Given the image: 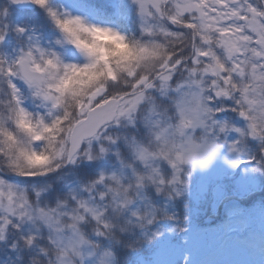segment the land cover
<instances>
[{
  "label": "snow or ice",
  "instance_id": "6c2138e0",
  "mask_svg": "<svg viewBox=\"0 0 264 264\" xmlns=\"http://www.w3.org/2000/svg\"><path fill=\"white\" fill-rule=\"evenodd\" d=\"M132 2L138 7L140 38L89 24L99 32L96 39L110 36L97 46L80 41L68 28L73 21L84 24L81 16L60 15L49 8V0H10L12 5L32 3L47 9L67 43L87 58L83 64L65 63L38 44L11 61L0 56V242L6 245L11 229L31 247L46 231L47 247L40 251L53 257L47 264H84L86 248L99 250L101 240L119 243L117 229H126L118 217L146 186L170 196L187 189L181 159L165 161L146 147L158 139L166 122L163 109L178 115L176 97L204 91L215 112H233L248 122L247 130L233 129L241 138L264 140L250 119L254 89L264 82V0ZM9 14L7 8L0 11V21ZM9 30L27 34L25 27L5 23L0 45ZM129 48L163 50L156 53L163 55V62L154 72L138 76L139 64L133 67L119 59ZM82 76L88 78L77 81L80 87L68 84ZM170 92L175 95L169 97ZM157 94L169 97L171 104L162 105ZM28 98L34 102L31 110L26 107ZM141 124L143 128H137ZM131 129H137V135ZM242 143H231V151H240ZM165 163L171 176L162 172ZM80 164L84 168L78 171L70 168ZM9 176L30 182L71 177V183L65 182L66 191L53 206L42 199V190L15 184ZM132 215L142 227L154 222V217ZM26 223L36 234L23 236ZM161 235L153 233L149 240ZM124 247L138 251L135 244ZM11 248L15 251L17 243ZM179 257V249L162 250L155 264H189V259L178 261Z\"/></svg>",
  "mask_w": 264,
  "mask_h": 264
},
{
  "label": "rangeland",
  "instance_id": "374dc122",
  "mask_svg": "<svg viewBox=\"0 0 264 264\" xmlns=\"http://www.w3.org/2000/svg\"><path fill=\"white\" fill-rule=\"evenodd\" d=\"M6 1L7 0H0V11L6 9V7H3V4L4 2L6 4ZM99 1L101 5L98 6L99 9L106 10L108 6L113 10V12H111L113 18L114 16H119V23L115 22L112 17L108 19L109 16L107 15L104 18L99 19L91 18L90 15L84 14V12L78 10L79 8L70 0H49V8L60 10L62 15L64 13L79 15L89 24L111 27L117 31H120L121 29L120 32L127 35L129 38H140L141 31L139 14L132 12L137 10L138 7L132 2V0ZM91 2L92 1H90L89 5ZM39 8L43 9L47 13L46 19H43L39 13L34 15H25L18 13L11 8L9 10V7L7 8L10 14L3 21H0V27H2L5 23L11 25L12 27L19 25L26 27L27 34L24 38L18 36L17 34L15 37L10 38L9 34V39L6 40L3 45H0V56H4L11 61L16 59L22 50L33 44H38L40 48L47 52H55L65 63H86L87 58L82 53H79L74 46L67 43L63 33L58 28H43V26L52 27V25H56L50 17L48 10L41 7ZM120 23L121 26L119 27ZM45 30H48L49 33L48 35H44L45 39H43V31ZM29 37L32 39L30 40ZM18 84L25 90V95L29 96L30 94L25 86L19 81ZM174 95L175 93H169V97ZM169 97H162V100H159V102L164 106L170 105L171 100ZM26 107L30 110L34 107V102L30 98L26 100ZM216 119L222 123L229 122L235 127L247 130L248 122L233 112L218 113ZM137 128H143V125H138ZM130 131H132V129ZM143 132L144 135L147 134L146 129H144ZM250 138L251 137L249 136L243 140V143L240 146V151L232 152L230 145L231 143L241 139L239 134L235 131H231L226 136L221 137L224 147L222 148L213 166L206 172L197 171L190 178L185 177L188 181V187L186 190L182 191L180 196H176L177 199H175V195L170 196L167 193L157 192L156 187L152 185H148L142 189L139 196L134 199L133 204L130 205L128 209L124 210L122 215L118 217L120 227H124L126 229L124 232H119L124 237V241L127 242L128 240H131L133 235H135V239L137 240H134V244L136 246V243L138 242L149 244L153 241L149 240V237L152 236L153 233L159 231L162 232V235L156 238L158 244V248L154 251L156 256L157 254L159 255L162 250L179 249L180 257L178 258V261L179 259L187 258L189 259V264H264V250L262 246L264 244V210H259L257 207H254L250 210L243 211L240 207L241 205L237 203L238 201L228 203L225 206L228 223L222 230L223 233L219 231L215 232L216 234L212 233L214 235H210L208 241L198 234L195 235V232H191L190 229H193L194 227L192 221L190 223L186 222L183 224L182 226L185 231L179 232V223L175 216L177 214L176 211L179 209L176 204L178 198L197 196L199 204H203L205 199H208L212 192L214 196L213 203L217 204L220 200H223L224 193L229 188L228 183L233 185L235 190L239 193V199L256 189L257 191L261 189L263 184L261 182L263 175L260 169H264V155L260 156L257 151L259 148L262 149L260 144L262 141L258 140L257 143L259 144L252 145L249 144ZM125 150L126 146L124 149H121V151ZM114 161L115 158L113 157V162ZM259 165L262 167L259 168ZM80 167H83V164L70 166V168H74L76 170ZM109 170L116 171V169L111 168ZM67 171H69V169ZM162 172L166 176H171L172 169L165 163L162 165ZM14 181L12 182L15 184H21ZM65 182L70 184L71 177L57 176L55 183L50 185L43 186L41 184L36 185L34 183H30L24 186L31 185L32 188L42 190L43 200L51 205V203L48 202L51 200H45L44 196L50 197V193L55 190H58L61 195L66 191L64 187ZM195 209H197V207L190 210L191 212H195ZM134 212L139 216H148L149 218L154 217V222L152 223L153 225H156L155 220L159 218L160 214L168 213L169 217H172V221H167L160 227H157L156 225L157 228L153 232L149 231V235L144 236L145 233H139V230L144 226L142 227L141 222L132 215ZM117 230L119 231V229ZM9 232H13V230L9 229L6 233V239ZM235 232L240 235L241 240L236 239L234 234ZM33 234H36L35 227L30 223H26L24 225L23 236L27 237ZM220 234H222L223 237H220ZM39 235L44 238V244L41 243L42 238H39L33 246L28 247L31 248L32 253L35 256V260L42 261V259H45L48 262L51 256H45V254L40 251L44 245L47 247L48 233L44 231ZM180 241L184 248L176 244ZM205 243H208L210 246L207 247ZM207 248L209 249L207 250ZM147 250V253L151 252L148 248ZM0 253L2 254L0 256V264H22L23 257L20 253H16L11 262L5 259V255L8 253H5L4 242H0ZM132 254L135 260H140L141 264H144L142 261L145 259V256L141 255L142 253L132 251ZM155 254H152L150 257L153 258ZM148 257L149 256L147 255L146 258ZM95 258L94 250L86 248L84 264H102ZM156 258L154 259V262ZM113 260V257L109 256L105 264H114ZM34 262L36 263V261H33L32 263L35 264Z\"/></svg>",
  "mask_w": 264,
  "mask_h": 264
},
{
  "label": "clouds",
  "instance_id": "9594fccd",
  "mask_svg": "<svg viewBox=\"0 0 264 264\" xmlns=\"http://www.w3.org/2000/svg\"><path fill=\"white\" fill-rule=\"evenodd\" d=\"M89 23L85 21L80 24L76 21L71 22L68 28L82 42L96 44L100 46L103 41L110 38L108 35L100 36L96 39L99 32L96 28H89ZM118 39V38H117ZM236 47L235 44L232 45ZM163 50L126 49L119 59L125 64H131L137 69V75L151 73L163 62ZM91 75V74H89ZM88 77H77L70 80L68 84L73 87H80L77 81H86ZM122 78H126L122 74ZM256 95L254 103L250 109L251 122L257 126V132L264 137V82H261L254 89ZM175 106L178 115H169V109L165 107L162 115L166 118L158 132V139H152L146 145L147 149L159 158L167 160L181 159L180 168L185 177L190 178L197 171H208L218 158L224 143L221 137L233 131L235 126L229 122L217 121L218 115L211 108L207 95L204 91H197L195 95L185 94L175 98ZM214 122V123H213ZM244 140L245 138H241ZM264 141L260 138H256ZM188 187V181L186 180Z\"/></svg>",
  "mask_w": 264,
  "mask_h": 264
},
{
  "label": "trees",
  "instance_id": "16d2710c",
  "mask_svg": "<svg viewBox=\"0 0 264 264\" xmlns=\"http://www.w3.org/2000/svg\"><path fill=\"white\" fill-rule=\"evenodd\" d=\"M10 7V6H9ZM11 8V7H10ZM39 13V15H41V17L43 19H46L47 17V13L43 10L40 9L38 7V9H36L35 12H33L32 14H36ZM43 28H49V29H53L52 27L49 26H43ZM48 31V30H47ZM10 37H15V32L10 31ZM49 33V32H48ZM9 38L7 37L6 40H8ZM20 41V40H19ZM158 100H162V96L157 95ZM132 135H137V130L136 129H132L131 131ZM258 139H254V138H250L249 140V144L252 145H257L259 143ZM262 149L259 148L258 149V153L260 156L264 155V141L260 142ZM262 166L259 165V168H261ZM83 167H80L77 169V171L79 169H82ZM68 169H66L65 171H67ZM260 171H262V186L261 189H259L257 191L254 190L249 194L244 195V197H242L241 199H239L238 196V192L235 190L233 185H229V188L227 191H225L224 193V198L223 200H220L217 204L213 203L214 200V196L213 193L211 192V194L209 195L210 197L207 199H205L203 204H199L198 202V198L197 196L194 197H185V198H178L177 203L175 200V203L178 205V211L177 214L175 215L176 218L178 219V227H179V231L181 228H183V224L190 223L192 221L193 224V231H196V233L203 237L205 240H209V235L211 234V232H218L219 228H223L228 222H227V217H226V213H225V206L232 202V201H238L237 203L240 204L241 208L243 207V211L244 210H250L254 207H257L258 209H263L264 208V169H260ZM57 176H53V177H47V178H42L40 182H36V181H26L20 177H13V176H9L7 177L9 180H16L14 182L17 183H21L22 185H27L30 183H34L36 185H50V184H54L55 180H56ZM231 186V187H230ZM60 195L58 190H55L53 192L50 193V197L48 196H44L45 200H51L48 201L49 203H51V205H55L57 202V198ZM238 197V198H237ZM43 199V197H42ZM175 199H177V197L175 196ZM237 199V200H235ZM192 201V202H191ZM195 205H194V204ZM195 207H197V209H195V212H191V210H193ZM190 211H189V210ZM169 214H160L159 218H157L155 221L157 227L163 226L167 221H172L168 219ZM174 222V221H173ZM156 225L150 224V225H146L143 228H141L139 230V233H145L144 236H148L149 235V231H154L157 227ZM191 230V229H190ZM197 230H200L199 232ZM121 233V232H120ZM119 231L117 230V240H119L120 242L117 243L115 241H108V240H101L99 241L101 247L99 250H94V254L97 255V257L95 258L96 260H98L99 263L105 264L107 258L109 257H105V252H110L113 257V261L114 264H138L140 260H135L132 251L129 250L128 248L124 247L125 243H131L134 244V240L135 239V235H133V238H131V240H128L127 242L124 241L125 239H123L124 237L122 236V234H120ZM138 235V234H137ZM136 235V236H137ZM141 236V235H140ZM13 243H17V248L15 251L12 250L11 245ZM41 243L44 244V238H42ZM46 243V242H45ZM137 244V248L139 253H142L141 255L145 256V259L143 261L148 262L151 261L150 259L146 258V256L149 254L147 253V248L149 250H151V252L154 253V251L158 248V244L156 239L153 240L151 243L147 244V243H141L138 242ZM179 246H182V243L178 244ZM205 245L208 247L210 246L208 243H205ZM47 246V244H46ZM45 247V245H44ZM209 248H207L208 250ZM5 253H8L5 255V259L9 262L12 261V259H14L16 253H20L22 254L23 257V261L22 264H33V261H36L35 264H47V261L45 259H42V261H38L35 260V256L32 253L31 248H29L28 246L24 245L23 240L19 238V235L13 232H9V234L7 235V239H6V245H5ZM2 254L0 253V256ZM49 259H52V257H50ZM33 260V261H32ZM140 264V263H139Z\"/></svg>",
  "mask_w": 264,
  "mask_h": 264
},
{
  "label": "water",
  "instance_id": "95a60500",
  "mask_svg": "<svg viewBox=\"0 0 264 264\" xmlns=\"http://www.w3.org/2000/svg\"><path fill=\"white\" fill-rule=\"evenodd\" d=\"M10 2V0H9ZM14 8L18 9V10H26V11H31V10H34L35 8V5L32 4V3H25V4H22V5H13Z\"/></svg>",
  "mask_w": 264,
  "mask_h": 264
}]
</instances>
